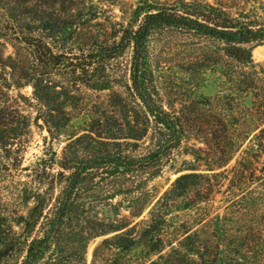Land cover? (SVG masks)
<instances>
[{
	"label": "trees",
	"instance_id": "obj_1",
	"mask_svg": "<svg viewBox=\"0 0 264 264\" xmlns=\"http://www.w3.org/2000/svg\"><path fill=\"white\" fill-rule=\"evenodd\" d=\"M96 10L89 0H0V264H87L88 244L107 235L89 264H264V166L257 176L255 161L264 154V72L251 55V45L264 43V25L205 2L139 0L119 30L84 27ZM160 29L214 44L212 64L223 80L216 98L231 97L237 106L249 98L250 104L244 111L210 109L208 124L220 122L234 153L249 140L231 171L214 172L227 161L205 164L204 172L185 169L128 228L120 205H112L114 219L100 215V207L129 198L130 215L139 218L149 205L140 193L145 175L155 177L185 139L183 117L150 89L148 43ZM127 52L123 76L115 67ZM127 84L130 106L117 91ZM24 86L51 139L72 120L75 89L109 92L107 133L69 135L61 155L38 163L44 182L30 176L32 169L23 175L32 123L9 91ZM216 95L205 106L214 108ZM104 181L106 189L99 190L95 185ZM136 251L141 258L133 257Z\"/></svg>",
	"mask_w": 264,
	"mask_h": 264
},
{
	"label": "rangeland",
	"instance_id": "obj_2",
	"mask_svg": "<svg viewBox=\"0 0 264 264\" xmlns=\"http://www.w3.org/2000/svg\"><path fill=\"white\" fill-rule=\"evenodd\" d=\"M96 7V14L92 21L84 27H105L111 30L120 29V24L125 23L133 10L136 8L139 0H89ZM161 4H170L176 0H152ZM213 4L223 8L234 17L246 22H253L264 25V0H189ZM252 59L255 63L262 65L264 72V43L253 44ZM214 44L192 34L171 29H160L152 34L148 43V58L151 74L149 76L150 89L155 97L167 108L178 112L183 117L185 128V139L178 148L172 151L167 161L163 162L161 169L155 177H147L146 186L141 189L145 200L149 205L144 209L139 218L131 217L127 206L129 198L118 197L105 203L100 207L99 213L107 218L114 219L112 205H120V215L128 221V228L133 226L139 220L147 216V212L154 202L169 189L174 179L185 172V169L195 168V172H204L205 164L217 166L227 161L224 167L216 168L214 172L222 173L231 171L236 161L242 155V150L247 146L248 140L243 141L241 147L235 153V143L231 141L228 135L224 134L223 126L220 122L213 120V126L208 124L209 111L220 112L223 108L234 109L242 108L246 110L249 106V98L244 102L233 101L231 97L217 99L219 95L218 87L222 86L220 75L215 72L212 64V54ZM130 61V53L127 52L120 62L116 63V69L124 74ZM219 71V70H217ZM121 74V75H122ZM58 82H63L65 79ZM121 85L126 84L124 77L121 79ZM127 86L117 88V91L126 99V104H132L131 90ZM217 93V95H216ZM109 92H97L79 86L72 92L73 98L70 100V121L66 130L56 139H51L43 123L38 120L39 105L32 99V90L30 86H24L20 89L11 88L9 95L16 100L14 106L31 120V138L30 143L23 153L22 165L32 169L30 176L36 181H47L46 174L41 171L38 163L43 160L45 164L49 163L53 153L61 155L69 135L91 130L95 135L104 136L109 126L105 123V114L107 105V95ZM215 96L211 101L214 108L205 106L206 98ZM20 96V97H19ZM19 97V99H17ZM241 103V104H240ZM212 109V110H210ZM191 111L194 114L189 115ZM204 114V116H202ZM90 117H92L90 119ZM249 128L243 127V134L248 132ZM215 133V136H212ZM258 155V152H255ZM257 161L256 175L260 176L259 169L264 166V154L255 158ZM207 160V161H206ZM57 168L53 167L52 172ZM35 173L38 176L35 177ZM231 173V172H230ZM225 174V173H224ZM231 175V174H230ZM23 179V178H22ZM31 179V178H30ZM26 180H29L26 179ZM103 181V180H102ZM96 183V182H94ZM227 181L224 182V185ZM34 187L33 184H31ZM44 189L43 184H39ZM99 190L106 189V182H101ZM225 186L222 187L224 190ZM139 193V192H138ZM137 194L130 197H136ZM221 196L218 195L217 200ZM107 235L105 237H109ZM100 237L91 241L87 247L86 261L90 263L93 248L103 238ZM133 257L141 258L143 253L136 251ZM155 259V256L152 257Z\"/></svg>",
	"mask_w": 264,
	"mask_h": 264
}]
</instances>
